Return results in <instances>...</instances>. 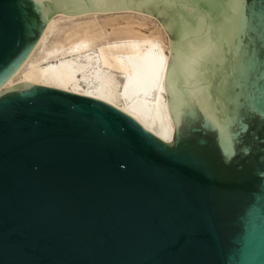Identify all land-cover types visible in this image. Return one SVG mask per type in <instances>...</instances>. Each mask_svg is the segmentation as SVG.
I'll use <instances>...</instances> for the list:
<instances>
[{"label": "water", "instance_id": "95a60500", "mask_svg": "<svg viewBox=\"0 0 264 264\" xmlns=\"http://www.w3.org/2000/svg\"><path fill=\"white\" fill-rule=\"evenodd\" d=\"M124 9L169 34L171 141L102 99L4 87L56 14ZM261 173L264 0H0V264H264Z\"/></svg>", "mask_w": 264, "mask_h": 264}, {"label": "bare ground", "instance_id": "6f19581e", "mask_svg": "<svg viewBox=\"0 0 264 264\" xmlns=\"http://www.w3.org/2000/svg\"><path fill=\"white\" fill-rule=\"evenodd\" d=\"M125 10L56 14L4 87L28 81L102 99L171 141L175 122L165 85L170 40L145 12Z\"/></svg>", "mask_w": 264, "mask_h": 264}, {"label": "rangeland", "instance_id": "374dc122", "mask_svg": "<svg viewBox=\"0 0 264 264\" xmlns=\"http://www.w3.org/2000/svg\"><path fill=\"white\" fill-rule=\"evenodd\" d=\"M125 11H126V12L134 11V12L143 13V12L136 11V10H133V9H126ZM125 11H115V12L122 13V12H125ZM106 13H107V12H106ZM108 13H111V12H108ZM143 14H146V15L150 16V17H151L152 19H154L157 23H159V24L161 25L162 29L165 31L166 36H167L168 39H169V34L167 33V31H166V29L164 28L163 24L161 23V21H160L157 17H155V16H153V15H151V14H147V13H143ZM119 15H120V14H119ZM123 24H124V19H119V25H123ZM150 26H151V25H150ZM169 40H170V39H169Z\"/></svg>", "mask_w": 264, "mask_h": 264}, {"label": "snow or ice", "instance_id": "6c2138e0", "mask_svg": "<svg viewBox=\"0 0 264 264\" xmlns=\"http://www.w3.org/2000/svg\"><path fill=\"white\" fill-rule=\"evenodd\" d=\"M247 129V125H245V130ZM217 143H219V136H217ZM245 153L248 151V149H242ZM231 155H235V150L233 149ZM230 158V157H229ZM262 176H264V173H261Z\"/></svg>", "mask_w": 264, "mask_h": 264}]
</instances>
